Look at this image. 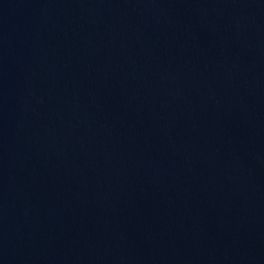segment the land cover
<instances>
[{
	"label": "water",
	"instance_id": "obj_1",
	"mask_svg": "<svg viewBox=\"0 0 264 264\" xmlns=\"http://www.w3.org/2000/svg\"><path fill=\"white\" fill-rule=\"evenodd\" d=\"M0 264H264V0H0Z\"/></svg>",
	"mask_w": 264,
	"mask_h": 264
}]
</instances>
